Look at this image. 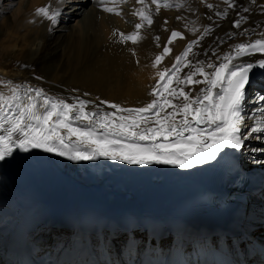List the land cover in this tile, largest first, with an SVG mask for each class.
Wrapping results in <instances>:
<instances>
[{"label": "bare ground", "instance_id": "obj_1", "mask_svg": "<svg viewBox=\"0 0 264 264\" xmlns=\"http://www.w3.org/2000/svg\"><path fill=\"white\" fill-rule=\"evenodd\" d=\"M46 1L29 0L25 7L14 11L18 13L16 20L7 17L0 23V81H10L13 86L26 85L31 88H39L38 85H41L45 88L43 92L47 96L63 99L67 103H74L78 97L90 102L86 111L89 109L99 110L101 113L115 111L107 104H101L100 101L118 104L122 108L146 106L155 98L151 93L153 88L157 87L156 79L159 73L172 66L173 60L193 40L199 39L200 42L193 47L192 53L185 58V61H191L197 66H199L197 62L203 61L205 71L210 72L212 70L207 68V64L219 65L225 54H234L235 45L264 39V0H251V2L230 0L233 5L231 8L224 3V0H167L172 7H160L161 15L163 14L161 18L159 17L160 19L155 17L156 5L152 4L151 0H147L150 5L144 2L142 8L150 14L153 23L144 26L146 29L142 27L137 30L139 38L135 43L131 40H120L117 34L119 30L130 31L134 28L139 21L138 15L135 16L132 10L130 14L122 11L120 15L114 10L117 17L122 18L121 22L117 19L115 23L108 17L101 19L99 13L114 14L106 11V8L122 10L121 0H72L75 2L74 5L69 4L70 0H51V3L44 7L49 11L52 6H55L53 12L59 13L55 23L36 13V10L45 5ZM90 1L94 3V6L84 9ZM134 1L128 0L124 9L127 10V5ZM160 2L163 4L164 0ZM5 3L2 5L3 8H6L10 1L7 0ZM209 4L212 5L211 8L208 7ZM218 12H226L227 15L221 18L217 15ZM82 13L83 16L76 22V28L69 29L67 33L64 32L68 29L66 23L55 25L62 20L76 18ZM164 15L167 18L166 21L163 20ZM124 16L134 19L131 27ZM29 17L34 23V26H29L30 28L27 27V22H23V19L30 21ZM97 17L103 23V28L101 27L103 35L96 34L93 27ZM242 17L240 26L234 27L235 21L241 20ZM143 22L146 23V21ZM164 26L166 28L162 29ZM20 27L24 28L23 32L17 30ZM205 28L211 29L207 35H204ZM54 30L59 32V36L52 46L50 39H53L51 34ZM172 31L180 32L181 37L175 38L173 43L168 45V37ZM221 34L224 36H220ZM156 37H159V40ZM165 45L171 49L170 53L164 56L162 64L153 67L156 56L163 54L161 48L163 50ZM58 49H60L59 55L54 57ZM15 50L24 57L19 59V63L12 65L4 59V56L15 58ZM61 56L63 59L60 58ZM257 59H264V54L254 53L250 57H241L236 63L254 62ZM53 60L58 62L61 68L60 74L52 71ZM190 71H192L191 68L182 64L179 75L183 78ZM33 73H40L43 80L35 78ZM251 77L264 81V69L255 67L250 73ZM194 79L203 80L204 78L197 75ZM250 83L251 81L246 86L245 100L241 108V127L244 132L249 130L252 119L264 118V83L263 87H253ZM170 87H177L175 77ZM178 87L184 88L190 96L194 97L205 85L200 83ZM0 93L10 95V86L0 83ZM173 103H183V98L173 100ZM77 126L82 127L78 123ZM262 128V133L257 137L251 138L249 134L245 135L248 139L243 145L244 162H253L264 157V127ZM262 136L263 140H260ZM193 165L201 167L202 164ZM27 167H31L36 172L38 182L48 194L53 196L72 197L78 190L86 189L91 195L96 193L110 195L119 192L123 196L139 197L151 184H158L165 180L191 183L193 179L190 167L180 168L178 165L155 163L132 165L106 157H98L94 160H70L42 149H30L25 152L14 148L11 156L0 160L2 182L4 178L13 177ZM44 170L50 173L44 174ZM42 176L45 179H42Z\"/></svg>", "mask_w": 264, "mask_h": 264}, {"label": "snow or ice", "instance_id": "obj_2", "mask_svg": "<svg viewBox=\"0 0 264 264\" xmlns=\"http://www.w3.org/2000/svg\"><path fill=\"white\" fill-rule=\"evenodd\" d=\"M137 3L144 4V0H137ZM151 3L157 10L172 7L167 0L163 4L160 0H151ZM224 3L233 7L230 0H224ZM105 10L114 11L112 8ZM36 13L53 23L59 15L55 11L49 15L46 7L38 8ZM136 15L148 25L153 23L144 9ZM217 15L223 18L227 13L218 12ZM242 20L243 17L233 26L239 27ZM135 28L141 29L142 23L136 24ZM210 31L205 28L204 35ZM177 37H181V33L172 31L168 45ZM121 38L135 43L139 38L138 31L128 36L121 34ZM199 42V39L189 42L172 67L159 73L160 81L151 93L155 98L142 108H122L118 104L100 101L115 111H86L90 102L78 97L74 103H67L47 96L39 88L13 86L10 81H0L10 86V95L0 93V160L11 156L14 148L25 152L42 149L70 160L106 157L132 165L155 163L189 168L215 159L225 147L240 149L248 139L240 134L245 89L253 69H264V59L236 61L254 53L264 54V39L235 45L234 54H225L219 65L207 64L210 72L205 71L203 61L197 62L199 66L185 61ZM168 45L164 46L162 55L156 56L153 67L170 53ZM182 64L192 69L183 78L179 75ZM197 75L204 79H194ZM174 77L177 87H170ZM200 83L205 87L194 97L178 87ZM181 97L183 103H173ZM257 124L251 129L253 133L264 127L260 122Z\"/></svg>", "mask_w": 264, "mask_h": 264}, {"label": "rangeland", "instance_id": "obj_3", "mask_svg": "<svg viewBox=\"0 0 264 264\" xmlns=\"http://www.w3.org/2000/svg\"><path fill=\"white\" fill-rule=\"evenodd\" d=\"M7 0H0V23L5 19V18H9V17H11V19H14V20H16L17 19V16H18V13L16 12H14V11H16V10H19V9H21V8H23V7H25V5H27L28 4V1L29 0H8V1H10V3H9V5L6 7V8H3V6L2 5H4V4H6L5 2H6ZM27 1V3H25ZM68 1V0H67ZM99 1V0H98ZM101 1V0H100ZM134 1V0H133ZM250 2H251V0H249ZM69 2V4L70 3H72V5H74L75 4V2L73 1L72 2V0H70V1H68ZM128 2V1H127ZM126 2V3H127ZM136 2V0L134 1V2H130L129 4H132V11L134 12V14H136L139 10H141V9H143L142 8V4H140V3H138L137 4V2ZM24 4V5H22V4ZM88 2H86V4H87ZM135 3V4H134ZM85 4V3H84ZM133 4H134V6H133ZM140 4V5H139ZM6 6V5H5ZM91 6H94V3H92V1H90L87 5H85L84 6V9H86V8H89V7H91ZM138 6V7H137ZM18 8V9H17ZM106 8V7H105ZM2 9H4V10H2ZM104 9V8H103ZM118 9V10H117ZM136 10V13H135V10ZM138 9V10H137ZM170 9H172V8H170ZM117 13H120V15H121V12H122V10L121 9H119V8H115L114 9ZM174 10V9H173ZM175 11V10H174ZM155 17H156V19L157 18H161V16L163 15H161V12H160V9L159 10H157V9H155ZM159 12V13H158ZM100 13V15H101V19H106V17H108L110 20H112L113 22H115V23H117L116 21H117V19H119L118 21L119 22H121V19L122 18H120V16H118L117 17V15L116 14H111V15H108V14H104V13H102V12H99ZM108 15V16H107ZM117 17H115V16ZM160 15V16H159ZM83 16V13L82 14H80L78 17H71L69 20H67V21H65V20H62V21H60V22H58V23H56L55 25H62V24H65L66 23V25L68 26V29H66V30H64V32H69V29L71 30V28H76V26H77V20L79 19V17L81 18ZM98 16V15H97ZM111 16V17H110ZM115 17V18H113V17ZM135 16H137V15H135ZM138 18V20L139 21H137L138 23H140V21H141V18L139 17V16H137ZM16 18V19H15ZM96 18V17H95ZM112 18V19H111ZM159 18V19H160ZM29 19H31L30 21H27L26 19H23V22L25 23V22H27L28 23V25H27V27H29V26H34V23H32L33 21H32V18L31 17H29ZM165 19V15H164V17H163V20ZM134 20V19H133ZM153 20V19H152ZM104 23H106V24H108L106 21H103ZM118 22V23H119ZM101 24V25H100ZM102 22H100V20L98 19V17H97V19H96V21H95V23L93 24V27L95 28V30H96V34H102V32L101 31H103L102 30ZM142 24H144V25H142V27H143V29H146L145 27L146 26H148V24H147V22L146 23H144L143 21H142ZM146 24V25H145ZM129 25V27H131L132 25H130V24H128ZM145 26V27H144ZM102 27V28H101ZM30 28V27H29ZM17 30H19V32H23L24 31V28L23 27H20L19 29H17ZM32 31H33V29H31ZM99 32V33H98ZM104 34V33H103ZM102 34V35H103ZM52 36H51V38H53V39H50L51 41H52V46L54 45V41H55V39H58V36H59V32L58 31H52V34H51ZM220 36H224V35H220ZM179 39V38H178ZM177 39V40H178ZM15 56L17 57H11V58H9L8 56H4V59L5 60H7L8 62H10V64H17V63H19V59H21L22 57H24L20 52H18L17 50H15ZM59 52H60V49H58V50H56L55 51V55H54V57H58V55H59ZM19 54V55H18ZM62 55V54H61ZM19 56V57H18ZM3 58V57H2ZM13 58V59H12ZM60 58H62L63 59V57L61 56ZM1 59V58H0ZM10 59V60H9ZM4 60V61H5ZM163 61H164V59L162 60V62H160L159 64H162L163 63ZM6 62V61H5ZM13 62V63H12ZM24 65V64H23ZM26 65V64H25ZM51 65H52V67H53V70L52 71H55V73L56 74H60L61 73V68H59V64H58V62L56 61V60H53L52 62H51ZM44 66H46L45 64H44ZM36 67V66H35ZM34 67V68H35ZM33 74H35V75H40L41 76V74L40 73H33ZM260 140H263V136L261 137V139ZM254 159H256V158H254Z\"/></svg>", "mask_w": 264, "mask_h": 264}]
</instances>
